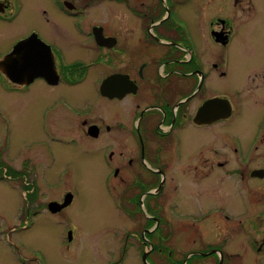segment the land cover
<instances>
[{"label": "flooded vegetation", "instance_id": "flooded-vegetation-1", "mask_svg": "<svg viewBox=\"0 0 264 264\" xmlns=\"http://www.w3.org/2000/svg\"><path fill=\"white\" fill-rule=\"evenodd\" d=\"M45 1L0 0L11 72L0 89L18 107L41 101L38 138L21 151L47 161L20 170L11 156L0 181L29 193V167H56L55 147L88 143L166 264H264V0H121L117 27L88 19L86 0ZM247 118L251 131L233 128ZM23 193L0 236L29 264L21 233L76 195L52 213L66 194L34 210L37 193Z\"/></svg>", "mask_w": 264, "mask_h": 264}, {"label": "rangeland", "instance_id": "rangeland-1", "mask_svg": "<svg viewBox=\"0 0 264 264\" xmlns=\"http://www.w3.org/2000/svg\"><path fill=\"white\" fill-rule=\"evenodd\" d=\"M48 1H45L46 5H50ZM87 3L89 10L85 14L88 19L98 24L109 19L110 25L117 27L118 24L114 22L123 16L120 9L123 4L121 0H86L79 5ZM63 19L68 21L65 17ZM87 98L84 94L79 99L81 106L86 103ZM41 105L39 101L35 109L29 105L18 107L0 89V163H11V156L14 158V166L20 170L27 161L29 165L47 163L41 150L26 153L21 151L26 143L29 144L38 138L37 118ZM246 122L250 124L247 118L233 128L239 130L245 126L251 131L253 125ZM87 147L88 143L79 146H57L54 148L58 155L56 167H29V193H37L38 199L37 202L31 203L32 209L35 210L51 200H61L68 190L76 195L72 207L60 217L44 210L36 222L30 220V229L21 233V238L27 243L29 264H144L142 260L145 253L148 254V264H166L167 253L154 252L149 246L151 236L142 235L139 224L144 221L129 215L128 211L119 209V183L115 182L112 188L105 187L104 183L110 177L109 168L103 165L101 154L91 152ZM9 148H15V154L8 153ZM2 167H6L5 164ZM46 179L50 182L45 183ZM21 193L29 195L23 189L21 181H0L2 229L6 227L2 226L3 219L18 223L13 218L18 203L22 202ZM126 195V198L130 197L128 193ZM182 198L184 201L176 202L178 210H183L185 203L193 200L188 192L183 193ZM213 202L211 199L206 200V204ZM126 207L129 210L132 206L126 203ZM21 224L22 222L13 225L21 230ZM69 229H72L73 242L67 249ZM0 264H18L16 257L9 254L7 241L1 236Z\"/></svg>", "mask_w": 264, "mask_h": 264}, {"label": "water", "instance_id": "water-1", "mask_svg": "<svg viewBox=\"0 0 264 264\" xmlns=\"http://www.w3.org/2000/svg\"><path fill=\"white\" fill-rule=\"evenodd\" d=\"M98 41H100V40L98 39ZM9 60H10V58L8 56H6L0 63V71H2L3 75L8 80L10 79L9 77L11 76V72L9 70V68H10ZM72 198H73V195L68 194L62 205L57 206L58 204L56 202L50 204V211L52 213H57V212L61 211L63 208L67 207L72 202ZM68 233H69L68 239H69V241H72V233H70V232H68ZM147 257H148V254L145 253L143 256V260H142V261H144V264H148Z\"/></svg>", "mask_w": 264, "mask_h": 264}]
</instances>
